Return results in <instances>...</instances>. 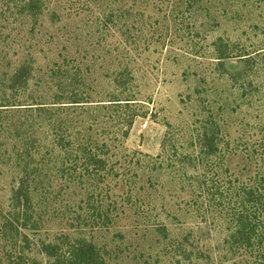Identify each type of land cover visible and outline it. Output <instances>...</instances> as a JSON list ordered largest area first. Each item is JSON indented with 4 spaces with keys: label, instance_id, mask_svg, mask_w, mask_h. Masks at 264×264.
Wrapping results in <instances>:
<instances>
[{
    "label": "rangeland",
    "instance_id": "1",
    "mask_svg": "<svg viewBox=\"0 0 264 264\" xmlns=\"http://www.w3.org/2000/svg\"><path fill=\"white\" fill-rule=\"evenodd\" d=\"M30 1L0 0V77L31 71L16 103L58 112L0 118V264L79 240L105 264L264 260L233 236L264 201V0ZM20 137L41 169L30 246L1 231Z\"/></svg>",
    "mask_w": 264,
    "mask_h": 264
},
{
    "label": "trees",
    "instance_id": "2",
    "mask_svg": "<svg viewBox=\"0 0 264 264\" xmlns=\"http://www.w3.org/2000/svg\"><path fill=\"white\" fill-rule=\"evenodd\" d=\"M33 0L30 1L32 3ZM0 33H2V30H0ZM31 74V71L26 69L24 71H21L17 69L14 74L12 73L11 77H8L7 80L11 81L10 85L9 82H5L6 76L5 74H2L0 77V82L4 85H6V89L0 87V118L2 117L4 112H8L7 110L11 109V107L21 106L25 105L23 109H26V112H33V114L36 113H56L58 112V109L56 108V105L51 106V104L48 106L45 102H37L28 104H20L16 102H21L19 98L21 91L17 89L16 86L20 88L23 87L28 80V76ZM55 75H52L51 79L54 78ZM2 78V79H1ZM22 79L21 84L17 82V80ZM26 80V81H24ZM24 82V83H23ZM16 84V85H15ZM7 90H13V92L10 96H6ZM61 95V94H60ZM59 95V96H60ZM63 96V95H62ZM61 98L63 99L64 97ZM72 99V103H81L82 101H79V99H73V97H69ZM15 100V101H14ZM66 100V99H65ZM55 102H53L54 104ZM60 103V102H58ZM55 103V104H58ZM13 109H22V108H13ZM25 111V110H24ZM32 115V114H30ZM29 116V115H27ZM32 117V116H30ZM2 119H0V127L2 126ZM56 134L58 133L59 136H63L64 132H67L64 128H59L56 130ZM22 136V134L20 135ZM22 142L24 138H19ZM62 142L61 138H59L58 143L60 144ZM68 141L65 143V145L69 144ZM28 146L25 147V144L23 145L24 152L21 150V147L19 150H16L17 146H14L12 152L15 154V160H16V166L18 168L21 167V162H24V165L22 166L23 170V177L21 179V182L19 184L18 191H16V188H14V192H12V198L11 203H9V211H7L6 215L3 217L2 221V233L6 235L12 236V242H17L18 237H22L21 241L23 243H26V245H29V236L24 232V230H36L37 220L34 219V213H33V205L30 202V199H25L26 201H22L21 198L23 195L20 194V192L25 188L27 185L28 180H34L33 178H36L40 175V167H36V160L32 155L30 156V143H27ZM90 140L85 143H79L80 151L83 153V158L86 162V164L95 163V166H99V162H101V159L97 158V154L99 153V149L95 147V149H91L89 147ZM30 146V147H29ZM32 148V147H31ZM97 149V150H96ZM16 150V151H15ZM78 152V149H76ZM102 150V149H101ZM39 151L35 150L34 154H38ZM2 156V155H0ZM1 158V157H0ZM98 160V161H97ZM99 168V167H98ZM32 178V179H31ZM255 208L254 210L246 209L248 210L249 216H247L246 219L240 218L238 221H236L235 228L236 230L233 232V236L237 237V241L239 243L242 242V240H245L247 244V248H254V246L264 248V201H260V198L258 199V202L256 205L253 206ZM67 250H63L62 247L59 245L41 242L38 244V249L44 255L46 256L45 262H41L36 257H24L26 261H23V258H21V255H19L20 261L16 260L14 262H17V264H105L104 259H101L100 254L95 250V245L88 242V241H75V242H68ZM30 246V245H29ZM29 250V248H28ZM264 255V252H262ZM28 261V262H27ZM258 264H264V260H261L258 262Z\"/></svg>",
    "mask_w": 264,
    "mask_h": 264
}]
</instances>
